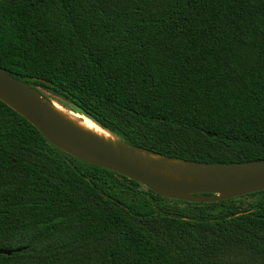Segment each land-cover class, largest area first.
Listing matches in <instances>:
<instances>
[{"label": "trees", "instance_id": "trees-1", "mask_svg": "<svg viewBox=\"0 0 264 264\" xmlns=\"http://www.w3.org/2000/svg\"><path fill=\"white\" fill-rule=\"evenodd\" d=\"M0 66L132 146L264 160V0H0ZM0 248V264H264V190L164 197L0 100Z\"/></svg>", "mask_w": 264, "mask_h": 264}, {"label": "water", "instance_id": "water-1", "mask_svg": "<svg viewBox=\"0 0 264 264\" xmlns=\"http://www.w3.org/2000/svg\"><path fill=\"white\" fill-rule=\"evenodd\" d=\"M29 95H37L47 98L38 94L31 85L12 76L8 70L0 66V100L31 122L53 146L81 160L122 174L131 180L143 184L148 189L164 197L190 202H219L221 200H227L264 190V160L231 165L199 164L179 158L165 157L161 154L132 146L116 136L121 142H124L135 149L157 154L168 159H179L198 166L207 165L218 167L219 170H213L216 174L226 172L230 167L238 165L243 166L246 164H255L256 168L263 170V173L259 176L250 175L240 183H230L226 186H216L210 183L195 185L160 181L157 177L153 176L136 163L128 161L98 144L80 137L65 125L57 121L49 122L42 114L40 108L30 103ZM246 172L249 171L246 170ZM201 194L212 195L204 196ZM0 253L11 254L12 250L0 248Z\"/></svg>", "mask_w": 264, "mask_h": 264}, {"label": "bare ground", "instance_id": "bare-ground-1", "mask_svg": "<svg viewBox=\"0 0 264 264\" xmlns=\"http://www.w3.org/2000/svg\"><path fill=\"white\" fill-rule=\"evenodd\" d=\"M32 105L40 108L42 114L49 122H59L75 134L92 141L99 146L134 162L144 170L157 177L160 181L176 184H205L226 186L230 183H240L247 176H259L263 170L256 168L255 164L234 166L226 172L214 173L215 166L184 162L179 159H168L157 154L135 149L121 142L116 136L104 130L99 124L80 112L58 101L49 100L37 95H29ZM248 170L249 172H246Z\"/></svg>", "mask_w": 264, "mask_h": 264}, {"label": "rangeland", "instance_id": "rangeland-1", "mask_svg": "<svg viewBox=\"0 0 264 264\" xmlns=\"http://www.w3.org/2000/svg\"><path fill=\"white\" fill-rule=\"evenodd\" d=\"M43 96H47L50 97V99L54 100V101H61L64 102L65 104H67L65 101L58 99L57 97L52 96L50 93L46 92V91H42ZM252 199H247L245 201V204L249 203ZM231 264H251L250 262L247 261V257L243 254H239L237 256L232 257V262Z\"/></svg>", "mask_w": 264, "mask_h": 264}]
</instances>
